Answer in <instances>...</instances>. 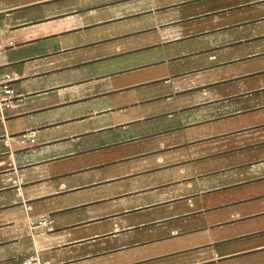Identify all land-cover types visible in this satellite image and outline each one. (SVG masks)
<instances>
[{
  "label": "crops",
  "instance_id": "crops-1",
  "mask_svg": "<svg viewBox=\"0 0 264 264\" xmlns=\"http://www.w3.org/2000/svg\"><path fill=\"white\" fill-rule=\"evenodd\" d=\"M0 40V264H264V0H0Z\"/></svg>",
  "mask_w": 264,
  "mask_h": 264
},
{
  "label": "built area",
  "instance_id": "built-area-1",
  "mask_svg": "<svg viewBox=\"0 0 264 264\" xmlns=\"http://www.w3.org/2000/svg\"><path fill=\"white\" fill-rule=\"evenodd\" d=\"M14 46H15V43L13 41L2 42L0 40V55L4 51L11 49ZM13 81H14V78L10 74H6L0 79V106L4 108H11V106L13 105L15 101L16 94L13 89ZM31 137H32L31 134H27L25 139L28 140V139H31ZM24 143L25 141L21 142V144H24ZM46 224H47L46 220H43L42 222H40V225L45 226ZM23 264H32V262L27 261V262H24Z\"/></svg>",
  "mask_w": 264,
  "mask_h": 264
}]
</instances>
